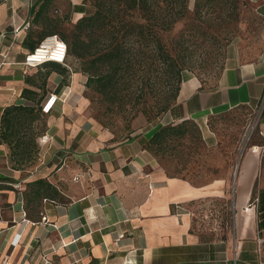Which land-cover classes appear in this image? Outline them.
<instances>
[{
    "label": "crops",
    "instance_id": "crops-1",
    "mask_svg": "<svg viewBox=\"0 0 264 264\" xmlns=\"http://www.w3.org/2000/svg\"><path fill=\"white\" fill-rule=\"evenodd\" d=\"M55 1L0 3V117L9 105L37 108L57 95L42 115L33 165L15 169L0 142V264H264L260 151L243 154L232 182L196 185L165 174L146 148L158 126H203L240 106L263 103L264 131V56L228 62L210 87L186 77L166 112L117 139L89 115L81 73L68 80L60 64H23L29 45L50 32L45 22L57 19ZM68 2L78 20L83 0ZM39 179L55 197L35 195L29 184Z\"/></svg>",
    "mask_w": 264,
    "mask_h": 264
},
{
    "label": "trees",
    "instance_id": "trees-1",
    "mask_svg": "<svg viewBox=\"0 0 264 264\" xmlns=\"http://www.w3.org/2000/svg\"><path fill=\"white\" fill-rule=\"evenodd\" d=\"M83 4V14L69 35L56 32L54 20L45 22L50 25L47 35L58 33L65 41L66 60L71 56L80 61L84 85L100 96L103 113L123 118L126 127L139 114L153 120L169 109L188 77L183 73L194 69V55L201 48L200 54L209 57L211 52L204 48L220 41L214 31H224L236 22L239 10V0H195L192 10L188 0H83ZM43 7L36 16L43 13ZM179 22L183 28L175 31ZM228 33L221 39L227 40ZM45 36L29 45L30 51ZM43 114L41 106L29 104L4 108L0 142L8 147L15 169L36 160ZM187 123L194 122L158 126L146 148L150 152L164 148L170 139L186 133ZM29 186L43 200L55 197L56 190L47 181L35 180Z\"/></svg>",
    "mask_w": 264,
    "mask_h": 264
},
{
    "label": "rangeland",
    "instance_id": "rangeland-1",
    "mask_svg": "<svg viewBox=\"0 0 264 264\" xmlns=\"http://www.w3.org/2000/svg\"><path fill=\"white\" fill-rule=\"evenodd\" d=\"M194 2L195 0H188L190 10L193 9ZM69 6L68 0L55 1L52 13L57 18L54 24L56 32H66L68 35L72 32L77 20H73ZM183 24L179 22L175 31L183 28ZM214 32L220 36V41L216 45H207L204 48L211 52L209 57L205 52L200 54L202 50L200 48L193 57V71L183 73V76L197 78L205 87L215 84L228 62L253 61L264 56V0H239L236 22L228 24L224 31ZM227 32H229L227 40L221 39ZM47 70L49 69L43 68L40 72ZM64 70L68 72L65 75V79L68 80L71 71L76 70L82 74L80 61L71 56L67 57L65 66L60 65L57 68L60 73ZM82 75L85 81L86 76ZM83 94L89 101V115L117 139L129 137L134 127L140 124L143 126L154 120L139 114L126 127L123 118L103 113L104 103L98 94L86 87ZM256 111L258 108L240 106L210 118L203 126L187 123L186 133L182 137H173L164 148H154L151 153L158 167L168 176L182 177L196 185L213 179L228 178L232 182L243 154L252 146L264 143L258 128L251 133L248 131V125L255 117ZM39 124L42 127L44 120L40 121L38 126Z\"/></svg>",
    "mask_w": 264,
    "mask_h": 264
},
{
    "label": "built area",
    "instance_id": "built-area-1",
    "mask_svg": "<svg viewBox=\"0 0 264 264\" xmlns=\"http://www.w3.org/2000/svg\"><path fill=\"white\" fill-rule=\"evenodd\" d=\"M67 55V44L57 34H50L45 36L33 50L27 52L23 58V64L25 66L36 67L45 62H57L65 64ZM57 100L56 94H50L47 100L41 105V112L47 114L50 112ZM263 109V103L258 108L255 117L250 121L248 125V131L251 133L256 130L260 123V115ZM259 134L264 138V131L259 129ZM255 151H260L262 156L264 155V143L261 145H254L251 147ZM45 217H42L44 220ZM13 242V241H12ZM15 243V242H13ZM5 264V263H1Z\"/></svg>",
    "mask_w": 264,
    "mask_h": 264
}]
</instances>
